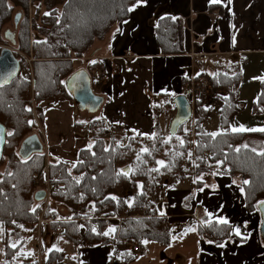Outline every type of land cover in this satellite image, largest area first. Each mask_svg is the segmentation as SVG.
Masks as SVG:
<instances>
[{
  "label": "trees",
  "instance_id": "1",
  "mask_svg": "<svg viewBox=\"0 0 264 264\" xmlns=\"http://www.w3.org/2000/svg\"><path fill=\"white\" fill-rule=\"evenodd\" d=\"M139 1L0 0V45L6 43L2 38V29L13 19V12L20 9L23 18L19 23L14 52L23 76L19 73L11 84L0 86V123L6 128L7 136L0 166L5 160L9 162L0 173V224L11 228L13 233L22 225L37 224L40 216L42 219L52 217L56 221L50 222L51 227L61 230L79 245V226L84 224V236L89 246L110 244L115 236L111 258H115L117 263L130 262L143 254L144 249L133 251L128 248V241L143 243L150 240L160 245L171 242L169 220L159 213L156 204L163 186L182 181L188 170L196 186L203 185L202 177L206 174L229 176L241 184L245 192L246 210L259 212L258 206L264 202V155H260L264 153V132L231 131V122L241 110L237 98L241 82L238 71L203 76L215 98L209 104L196 102L193 105L192 126L195 131L192 139L191 132H185V124L176 135L167 138L129 134L125 142L115 144L111 138L106 143L110 131L105 129L102 119L88 121L87 126L75 123V131L81 127L82 130H88L91 147L79 149L77 162L73 165L52 162L47 166L49 179L57 187L51 190L50 200L44 210L35 199L37 186L33 176L37 175L42 182L45 155H37L38 160H41L40 166L31 168L29 176L23 178V171L16 172L18 163H30V158L22 161L17 150L36 126L31 112L32 101L72 100L64 83L76 70L74 62H81L94 44L104 41L111 29L127 21L129 9ZM172 23L163 18L158 21L155 32L159 45L162 46L163 40L168 41L171 28L174 27ZM161 34L168 36L162 37ZM174 47L175 44L172 45ZM165 51L171 52L170 49ZM26 57L31 60L30 66L26 63ZM87 67L89 73L101 69L95 61L88 62ZM201 78L199 76L195 80L200 81ZM260 86L262 89L252 106V112L256 114L264 113V79ZM169 98L172 102L174 96ZM174 106L168 107L170 121L175 117ZM214 108L220 114L222 128L215 137L202 127ZM247 137L260 140V152L243 146ZM158 161H163L164 166ZM130 195L133 196L132 201L127 204L126 198ZM61 205L69 211L68 219L59 217ZM105 226L106 232L103 231ZM109 229H114L111 235ZM198 229L204 237L203 230L207 231L206 227ZM207 229L215 232L214 241L218 244L231 233L227 224L217 221H211ZM10 241L9 235L4 238L5 260L8 263L38 264L37 259L31 256L17 262L14 255L23 245L24 239L16 246H11ZM65 256L64 252L51 249L45 261H62Z\"/></svg>",
  "mask_w": 264,
  "mask_h": 264
},
{
  "label": "crops",
  "instance_id": "2",
  "mask_svg": "<svg viewBox=\"0 0 264 264\" xmlns=\"http://www.w3.org/2000/svg\"><path fill=\"white\" fill-rule=\"evenodd\" d=\"M130 9L127 21L117 24L104 41L94 44L92 54L95 56L89 59H97L95 62L103 67V73L93 72L90 76L93 83L96 82L93 77L100 78L99 90L93 91L103 98L97 119H102L110 136L114 133L148 138L168 136L171 118L167 112L168 107L174 105L169 97L185 95L188 98L190 79L202 76L200 81L205 82L204 75L216 72L238 71L242 82L237 90L239 107L248 111L253 106L264 79V0H220L218 3L140 0ZM162 18L171 20L174 27L168 41L163 40L161 46L155 28ZM2 32L5 40L6 32ZM173 44L176 47L172 48ZM10 47L14 53L15 46ZM169 49L171 52L165 51ZM245 85L252 91L248 97L246 90L242 94ZM210 102L206 99V104ZM160 106L168 111L156 113L153 110ZM244 118L247 121L241 124L239 121ZM244 118H236L234 126L264 128V113L252 112ZM205 122L208 126V121ZM207 126L204 130L208 134L222 130L220 118L219 126L211 129ZM82 132L88 145L91 143L87 142L89 132L87 129ZM250 139L247 137L246 141ZM202 179L201 186L195 185L194 178L186 177L174 185L163 186L160 194L164 199L161 203L159 198L156 207L169 220L172 234L168 245H154V241L146 240L143 254L130 262L117 263L110 255L113 240L94 247L81 244L85 236H81L80 230L79 245L83 248L78 249L79 245L60 230L62 234L57 235L53 243L46 240L53 246L49 250L64 252L66 256L62 261L45 264H264V237L259 233L262 217L258 211L246 210L241 184L220 173L206 174ZM65 215L59 213L63 220L67 219ZM211 221H226L230 227V236L222 243L199 234L198 227ZM27 246V243L22 245L19 253H25ZM6 264L10 263L6 261ZM38 264L41 263L38 261Z\"/></svg>",
  "mask_w": 264,
  "mask_h": 264
},
{
  "label": "rangeland",
  "instance_id": "3",
  "mask_svg": "<svg viewBox=\"0 0 264 264\" xmlns=\"http://www.w3.org/2000/svg\"><path fill=\"white\" fill-rule=\"evenodd\" d=\"M20 13L21 18H22V14L20 12V9H17L13 12L12 14V20L6 24L2 31H10L11 33H14L15 36L17 37V34L19 33L18 28H19V23L21 22V20H23V18L18 21V27L14 26L13 20H14V15ZM3 33V32H2ZM5 41V40H4ZM5 45H0L1 49L3 47H10L11 44H9L8 40L5 41ZM14 51L16 52V47L13 48ZM93 53V48H91V50L88 52V55L86 54V57H84L82 59L81 62H74V68H76L75 71L80 70V69H86L87 72L89 73V68L87 67V63L91 62L93 60H89L92 57H94L95 55L92 54ZM26 63L30 66L31 64V60L30 58L26 57ZM97 60V59H95ZM94 60V61H95ZM98 63V62H97ZM100 65V63H99ZM101 69L95 71V72H101L103 73V67L100 66ZM21 75L23 76V73L21 72ZM90 75V73H89ZM92 75V74H91ZM91 77V76H90ZM102 77V76H101ZM17 78V77H16ZM93 79L96 80V82L92 83V88L94 92H97L99 90L100 84L99 83V77H93ZM102 83V82H101ZM206 83V82H205ZM242 82H240L241 84ZM207 84V83H206ZM208 87L210 88L209 84H207ZM239 87V86H238ZM247 91V97L249 95L252 94L251 89L249 88V86L245 85L244 89L242 91V94L244 91ZM212 88H210L209 93L206 95V97L202 98L200 101L202 104H206V99L210 100L212 102V100L215 98V94L212 92ZM148 96H149V92H148ZM150 99V97H149ZM70 100H58V101H52V102H33L31 103V108H32V115H33V120L36 122V126L33 130V133H31V135L33 134H38V138L42 141L43 146L45 147L44 149V155H45V162H44V167L42 169L43 172L46 173L45 169L47 168V173H48V165L52 162H64L66 164L69 165H73L75 162H77L76 156H77V152L79 149H83V148H89L91 147V143H86L85 138L82 136L83 132H82V127L80 130L75 131L73 129L74 124L76 123H80L81 125H88V121H91L93 119H97L99 112H95V113H89L86 111L81 112L79 110V107H77L74 102H69ZM210 102V103H211ZM40 105L42 110L40 109ZM164 104H162L163 106ZM160 106V108H153V110L158 113V112H167L168 109ZM252 107H250L247 111L246 109H241L237 116H235L233 122H231V128H237V126H234L235 123V119L237 118V120L250 116L252 114ZM169 118H171V116L169 115V112H167ZM219 117L220 114H218L217 110H213L211 117H208L207 119H205V121H208V126L207 123L204 121L203 123V127L206 128V126L211 129L214 128L216 125L219 126ZM247 121V119H241L239 122L241 124H245V122ZM83 122V123H81ZM192 118H190V120L186 123L185 125V132H191V139L194 137V131L195 129L192 126ZM77 132V133H76ZM85 134V133H84ZM170 135V134H169ZM168 135V136H169ZM126 136H129L128 134H119V133H114L112 134V136H109L106 143H109L108 140L113 138L114 139V143L118 144L121 142H125ZM166 134L165 136H160L163 138H167L168 137ZM152 138V137H151ZM87 142H90L89 138L87 139ZM249 147L251 149H253L254 151L260 152L261 150V142L259 139H250V140H245V142H243V146ZM18 151V150H17ZM54 160H50V159ZM5 163L2 164L0 166V173H2L5 168H6V164H8L9 162H7L6 160L4 161ZM40 162L41 160H38L37 155H33L32 157H30V163H28L27 165L24 164H17L16 167V172L18 171H23L24 175L22 176L23 178H25V176H29L31 168L36 167V166H40ZM11 171V170H10ZM12 173V171H11ZM15 174V172H13ZM36 177V175H35ZM34 178V176H33ZM43 178V177H42ZM49 178V176H48ZM186 178L190 179L192 178V174L190 173V171L188 170L187 174H186ZM43 180V179H42ZM50 184L51 181L49 179ZM239 183V182H238ZM240 184V183H239ZM43 185V182H41L39 180V184L37 186V188L41 187ZM36 186V185H35ZM36 188V189H37ZM54 189V188H53ZM52 189V190H53ZM51 192V191H50ZM132 197L133 196H128V198H126V203L127 204H131L132 201ZM164 199V195L160 196V202L162 203ZM48 200H50L49 198L46 200H41L39 201L41 203V208L42 210L45 209ZM60 210L62 212H59L61 214H66L65 216H67V219L69 218V211L67 210L66 207H64V205L59 207ZM53 221L52 217L46 218V219H42V216H40L39 222L37 224H25L22 225L21 227H19V230L16 233L12 232L11 228H7L4 227L3 225L1 226L0 224V264H6L5 261V249H4V238L6 239V237L9 235L11 241L9 244H11V246H16L17 244L20 243L21 240L24 239V243H27L28 246L26 248V252L25 253H19V251L14 255V259H19L20 258H24V257H19V255H28L26 257H30V255H32L31 257H36L37 261H39V263L41 264H45L46 263V257H47V252H49V248H52L53 246H49L50 243H53V241L57 238V235L62 234L60 232V230H55L53 229L50 225V222ZM56 221V219L53 221V223ZM208 225H210L209 223H206L205 225H203V227H206V230L208 232H213V231H209L207 229ZM190 226L194 228L193 224L190 223ZM79 233L80 230L83 233L81 236L84 237V232L86 230V227L84 226V224H81L79 226ZM110 230V229H109ZM202 231V230H201ZM204 233L206 234V231L203 230ZM18 232H20V234H17ZM41 232V234H40ZM111 235V232H109ZM204 234V235H205ZM215 234V232H214ZM113 236V235H112ZM50 240V243L48 244L47 240ZM112 242H113V246H115V236L112 237ZM214 241V240H213ZM81 244H86L88 245V242L86 241V239L81 240ZM145 242V241H144ZM143 242V243H144ZM130 243H139L140 244V249H145L144 244L142 242H138V241H128L127 242V246L130 249H133V247L130 246ZM152 244L154 245H158V243L153 242ZM83 248L82 246L80 247V245L78 246V249ZM134 251V250H133ZM138 252V251H137ZM33 257V258H34Z\"/></svg>",
  "mask_w": 264,
  "mask_h": 264
},
{
  "label": "water",
  "instance_id": "4",
  "mask_svg": "<svg viewBox=\"0 0 264 264\" xmlns=\"http://www.w3.org/2000/svg\"><path fill=\"white\" fill-rule=\"evenodd\" d=\"M20 14L14 16V26H18V21L20 20ZM3 35L5 40H8L9 44L16 46L15 34L10 31H5ZM7 34H11L8 37ZM21 73L20 62L17 57H15L11 47H4L0 50V86H7ZM64 86L68 94H70L77 107L81 112L86 111L89 113H95L101 109L103 103V98L101 95H97L92 89V80L86 69H80L73 71V73L67 77ZM175 107V117L171 120L169 129L170 136H174L179 132L180 127L185 125L190 118H192L191 103L187 100L185 95H178L173 100ZM0 160L2 153L4 151L6 128L0 123ZM45 147L38 138V134H33L29 137L24 138V140L19 145V150L17 151L18 157L22 161L28 160L33 155H40L43 153ZM46 197L45 191L37 190L35 192V199L38 201L44 200ZM260 213V235L264 237V203L258 206Z\"/></svg>",
  "mask_w": 264,
  "mask_h": 264
},
{
  "label": "built area",
  "instance_id": "5",
  "mask_svg": "<svg viewBox=\"0 0 264 264\" xmlns=\"http://www.w3.org/2000/svg\"><path fill=\"white\" fill-rule=\"evenodd\" d=\"M187 89H188L187 100L191 103V109L193 113V105L196 102H201L200 100L206 97V95L209 93L210 88L205 82L196 81L194 78V79L189 80ZM45 171L46 173L42 171V173H44L43 180H42L43 185L37 188V190L41 189L45 191L46 197L44 198V200L48 199L50 195V191L53 188L57 187V185L50 184L49 178H48L49 173H47V168L45 169ZM33 182L36 186H38L39 178L37 177V175L36 177L34 176ZM93 228L96 229V226L93 225ZM106 230H107V226L103 227V231L106 232ZM204 237L214 240L216 238V234H214V232L206 231V234L204 235ZM130 246L133 247L134 251H138L141 248L139 243H130Z\"/></svg>",
  "mask_w": 264,
  "mask_h": 264
},
{
  "label": "snow or ice",
  "instance_id": "6",
  "mask_svg": "<svg viewBox=\"0 0 264 264\" xmlns=\"http://www.w3.org/2000/svg\"><path fill=\"white\" fill-rule=\"evenodd\" d=\"M213 3H218L220 2V0H212ZM132 9H129V11H131ZM50 13H46V15H49ZM94 63V62H93ZM83 123V122H81ZM2 131V130H0ZM233 132H245V131H249V132H254V131H261V132H264V128H261V129H255V128H252V129H249V128H245L243 126H240L238 128H233L232 129ZM139 134V133H138ZM9 135H11V133H9ZM209 135H212L213 137H215L217 134L216 133H211ZM145 151H147V149H145ZM260 155H264V153H260ZM158 164H160L161 166H164V162L163 161H158L157 162ZM153 171H158V169H153ZM245 183H248L247 181H245ZM112 199H116L115 197H112ZM264 203V202H262ZM223 223H226V221H221ZM114 231V229H110L109 232H112ZM109 233H104V235H108Z\"/></svg>",
  "mask_w": 264,
  "mask_h": 264
},
{
  "label": "flooded vegetation",
  "instance_id": "7",
  "mask_svg": "<svg viewBox=\"0 0 264 264\" xmlns=\"http://www.w3.org/2000/svg\"><path fill=\"white\" fill-rule=\"evenodd\" d=\"M8 35V37H10L11 36V34H7Z\"/></svg>",
  "mask_w": 264,
  "mask_h": 264
}]
</instances>
